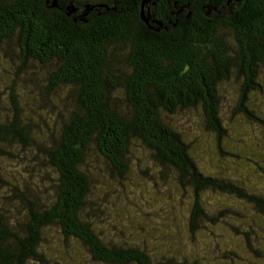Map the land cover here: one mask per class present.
<instances>
[{
	"label": "trees",
	"instance_id": "16d2710c",
	"mask_svg": "<svg viewBox=\"0 0 264 264\" xmlns=\"http://www.w3.org/2000/svg\"><path fill=\"white\" fill-rule=\"evenodd\" d=\"M14 44L17 74L45 69L44 90L65 93L66 115L50 121L40 115L36 124L26 119L13 91L11 108L0 112V264H51L43 250L50 228L78 242L97 264H197L177 257L155 260L139 246L106 241L95 225L102 211L94 169L98 174L102 161L125 179L136 141L164 170H174L182 189L191 190L193 234L235 217L228 209L207 214V191L264 213L263 196L205 174L185 133L171 121L200 109L205 130L220 144L228 138L220 86L234 79L240 91L234 115L243 114L264 131V100L258 98L264 95V0H0V51ZM254 149L264 159V147ZM3 160H29L37 182L21 188L7 182ZM47 195L51 199L44 202ZM241 235L258 253L249 232Z\"/></svg>",
	"mask_w": 264,
	"mask_h": 264
},
{
	"label": "rangeland",
	"instance_id": "374dc122",
	"mask_svg": "<svg viewBox=\"0 0 264 264\" xmlns=\"http://www.w3.org/2000/svg\"><path fill=\"white\" fill-rule=\"evenodd\" d=\"M7 48L3 45L0 51V112L6 113L11 108L8 94L13 91L19 96L26 119L36 124L40 115L48 121L57 118L56 114L65 116L66 111H62L65 93L59 91L47 95L44 90L45 69L29 68L23 75L17 74L13 62L17 61V46ZM5 50L10 54H4ZM220 89L224 101L221 117L228 133V138L220 144L205 130L200 109L179 113L171 121L185 133L191 154L205 174L235 181L248 192L264 197V159L260 160L253 153L256 144L264 147V131L243 114L234 115V105L240 97L239 83L234 79L225 81ZM259 97L264 100V95ZM251 104L255 105L254 102ZM261 105L264 112V104ZM42 127L40 124L36 129ZM136 142L128 158L129 170L125 179L113 175L102 161L98 163L101 166L98 174L97 168L94 169L95 186L100 187L97 202L102 211L96 214L95 225L106 241L119 239L139 246L155 260L177 257L195 260L197 264H264V213L233 196L207 191L202 194L207 214L213 216L228 209L235 217L216 225L206 224L203 220L201 224L206 226L193 234L188 221L193 203L191 190L182 189L177 184L174 170H164L155 161L153 152L142 142ZM218 145L222 147L221 151ZM1 165L4 178L18 188L26 182H37L31 176L39 177L29 160L23 164L3 160ZM6 192L10 195L12 191ZM50 199L48 196L43 201ZM232 224L242 233L249 232L251 244L258 253L249 247L242 233L238 234L228 226ZM47 232L43 250L52 258L51 264H97L78 242L65 241L59 229L50 228Z\"/></svg>",
	"mask_w": 264,
	"mask_h": 264
},
{
	"label": "water",
	"instance_id": "95a60500",
	"mask_svg": "<svg viewBox=\"0 0 264 264\" xmlns=\"http://www.w3.org/2000/svg\"><path fill=\"white\" fill-rule=\"evenodd\" d=\"M54 4H55V3H54ZM54 4H52L50 7H53ZM71 11L73 12V10H71ZM86 15H87V13H83L82 18L85 17ZM142 18H143V20H144L146 23L148 22V20L144 17V14L142 15Z\"/></svg>",
	"mask_w": 264,
	"mask_h": 264
},
{
	"label": "flooded vegetation",
	"instance_id": "af4514ba",
	"mask_svg": "<svg viewBox=\"0 0 264 264\" xmlns=\"http://www.w3.org/2000/svg\"><path fill=\"white\" fill-rule=\"evenodd\" d=\"M73 12H75V9H73ZM181 13V12H180ZM82 17V16H81Z\"/></svg>",
	"mask_w": 264,
	"mask_h": 264
}]
</instances>
